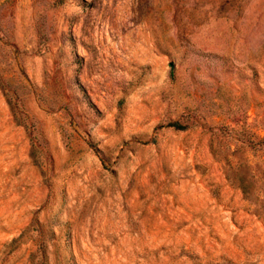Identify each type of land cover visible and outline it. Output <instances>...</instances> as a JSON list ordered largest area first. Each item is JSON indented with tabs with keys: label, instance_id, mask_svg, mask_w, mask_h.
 I'll return each mask as SVG.
<instances>
[{
	"label": "rangeland",
	"instance_id": "obj_1",
	"mask_svg": "<svg viewBox=\"0 0 264 264\" xmlns=\"http://www.w3.org/2000/svg\"><path fill=\"white\" fill-rule=\"evenodd\" d=\"M0 264H264V0H0Z\"/></svg>",
	"mask_w": 264,
	"mask_h": 264
},
{
	"label": "trees",
	"instance_id": "obj_2",
	"mask_svg": "<svg viewBox=\"0 0 264 264\" xmlns=\"http://www.w3.org/2000/svg\"><path fill=\"white\" fill-rule=\"evenodd\" d=\"M176 129H183L184 127L183 126H180L178 124H172Z\"/></svg>",
	"mask_w": 264,
	"mask_h": 264
}]
</instances>
